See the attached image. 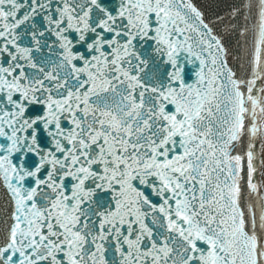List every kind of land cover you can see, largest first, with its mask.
<instances>
[{"label":"snow or ice","instance_id":"snow-or-ice-1","mask_svg":"<svg viewBox=\"0 0 264 264\" xmlns=\"http://www.w3.org/2000/svg\"><path fill=\"white\" fill-rule=\"evenodd\" d=\"M0 264H264V0H0Z\"/></svg>","mask_w":264,"mask_h":264},{"label":"water","instance_id":"water-1","mask_svg":"<svg viewBox=\"0 0 264 264\" xmlns=\"http://www.w3.org/2000/svg\"><path fill=\"white\" fill-rule=\"evenodd\" d=\"M198 5L206 12V15H224L232 0H197Z\"/></svg>","mask_w":264,"mask_h":264}]
</instances>
